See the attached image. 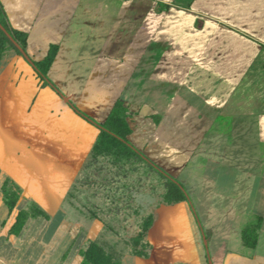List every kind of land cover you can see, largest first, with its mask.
Listing matches in <instances>:
<instances>
[{
	"label": "crops",
	"instance_id": "obj_1",
	"mask_svg": "<svg viewBox=\"0 0 264 264\" xmlns=\"http://www.w3.org/2000/svg\"><path fill=\"white\" fill-rule=\"evenodd\" d=\"M1 1L33 59L59 45L49 78L62 95L20 55L0 70V175L22 187L17 207L32 198L50 214L13 237L16 207L0 227V264L80 263L102 223L61 258L72 226L62 205L98 129L69 102L102 121L116 98L134 113L131 143L186 186L197 210L160 205L150 255L122 264H264V0ZM238 120L257 139L235 159ZM249 214L262 218L255 248L241 240Z\"/></svg>",
	"mask_w": 264,
	"mask_h": 264
},
{
	"label": "trees",
	"instance_id": "obj_2",
	"mask_svg": "<svg viewBox=\"0 0 264 264\" xmlns=\"http://www.w3.org/2000/svg\"><path fill=\"white\" fill-rule=\"evenodd\" d=\"M170 7L168 3L159 2L157 11H168ZM27 40L28 33L13 26L0 0V70L12 56L20 55L30 64L41 84L50 85L62 95L49 78L58 52L57 44H51L46 55L35 60L27 52ZM190 95L189 102L203 109V102ZM69 104L77 114L94 124L98 133L63 201L62 209L72 226L63 242L65 249L61 258L68 254L94 219L102 223V230L96 238H86L81 243L79 264H122V257L126 254L148 257L152 248L148 232L156 220L158 207L188 202L197 217L194 201L181 181L131 143L130 120L134 113L120 98L112 102L102 121L93 119L73 102ZM235 128L238 131L236 148H228L227 156L235 159L250 156L249 151L257 139L256 127L252 122L247 125V121L238 120ZM22 193V187L14 179L7 174L0 175V195L6 206L0 227L18 206ZM146 196L150 199L146 200ZM17 209L8 233L13 237H18L34 219H50V214L32 198H24ZM261 223L260 216L249 214L241 231L244 245L256 247ZM204 234L208 239L209 233L204 230Z\"/></svg>",
	"mask_w": 264,
	"mask_h": 264
},
{
	"label": "rangeland",
	"instance_id": "obj_3",
	"mask_svg": "<svg viewBox=\"0 0 264 264\" xmlns=\"http://www.w3.org/2000/svg\"><path fill=\"white\" fill-rule=\"evenodd\" d=\"M52 44H55V43H52ZM57 46H58V49H59V45H58V44H57ZM47 51H48V50H47ZM93 55H95V53H92V55H91V58H92V59L94 58ZM91 58L89 57L88 60L91 61ZM88 60H87V61H88ZM7 63H8V62H7ZM5 65H6V64H5ZM191 195H192V194H191ZM192 197H193V196H192ZM144 198H145L146 200H149V199H150V197H147V196L144 197ZM192 200H193L194 203L196 204V202H195V198H192ZM203 242H204V241H203Z\"/></svg>",
	"mask_w": 264,
	"mask_h": 264
},
{
	"label": "water",
	"instance_id": "obj_4",
	"mask_svg": "<svg viewBox=\"0 0 264 264\" xmlns=\"http://www.w3.org/2000/svg\"><path fill=\"white\" fill-rule=\"evenodd\" d=\"M17 45V44H16Z\"/></svg>",
	"mask_w": 264,
	"mask_h": 264
}]
</instances>
